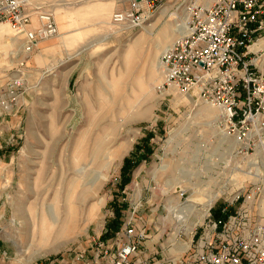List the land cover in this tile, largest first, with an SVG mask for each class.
<instances>
[{"label":"rangeland","instance_id":"obj_1","mask_svg":"<svg viewBox=\"0 0 264 264\" xmlns=\"http://www.w3.org/2000/svg\"><path fill=\"white\" fill-rule=\"evenodd\" d=\"M28 1L56 11L63 33L21 53L23 41L0 28V88L18 93L10 108L0 107V264H50L79 254L75 263L93 262L99 242L112 245L126 222L147 233L138 262L169 264L209 219L241 209L264 214V134L247 138L196 91H161L156 81L163 85L165 74L161 69L155 79L150 70L160 45L135 43L143 26L152 25L154 36L173 28V18L196 0H167L131 31L111 23L125 0L92 16L79 8L96 0ZM62 8L79 22L67 23ZM88 17L95 21H80ZM77 31L86 32L83 43L64 41ZM213 178L215 186H206ZM222 186L225 192L203 218H190L189 229L167 219L176 203L195 204V214L204 209L192 189L208 195ZM68 205L77 214L65 228ZM51 206L60 213L56 223Z\"/></svg>","mask_w":264,"mask_h":264},{"label":"built area","instance_id":"obj_2","mask_svg":"<svg viewBox=\"0 0 264 264\" xmlns=\"http://www.w3.org/2000/svg\"><path fill=\"white\" fill-rule=\"evenodd\" d=\"M125 8L111 15L113 25L138 27L167 0H125ZM36 14L38 23H33ZM6 22L21 35L25 51L60 31L50 10L28 0H0V24ZM264 39V0H214L192 8L188 31L162 54L163 88L180 93L197 91L202 100L221 106L228 123L246 133L264 130V48L252 49ZM12 85V84H11ZM16 85L18 82H16ZM13 86V85H12ZM18 93L0 88V107L10 108ZM146 230L126 222L109 242H99L93 262L84 264H143L138 262ZM78 259L83 258L79 254ZM60 257L50 264H77ZM169 264H264V214L241 209L209 219L182 256Z\"/></svg>","mask_w":264,"mask_h":264},{"label":"bare ground","instance_id":"obj_3","mask_svg":"<svg viewBox=\"0 0 264 264\" xmlns=\"http://www.w3.org/2000/svg\"><path fill=\"white\" fill-rule=\"evenodd\" d=\"M203 1L204 0H196V3L194 5L203 4ZM213 2H214V0H207L205 5L204 4L203 5L209 6ZM40 7H38V8H40ZM53 13L55 16L58 15V13L56 11ZM191 16H192V9L188 8V7H187V9L185 8L183 15H178L177 18H173L174 22H175V26L173 28L168 27V26H164L162 28L161 32H159V34L156 36H154L152 25H150V26L141 25V27L143 26L144 33H142V35L139 38L141 41H136L135 43L137 45H140V46L145 45V43H153V44L160 45V49L155 54L153 61L151 63V67H150V70L153 72L155 79H157V77L160 75L161 69H162L163 74H164V70H163V67L161 65V57H162L163 52L174 42L176 36L178 39L179 37H181L182 35L187 33L188 23L191 20ZM33 23L34 24L38 23V19L36 16H33ZM3 25H6L7 27H9L11 29V31L14 33V36H13V37H15V38H13L14 41H16V38L18 40L21 39L23 41V43L20 46L21 53H23L25 51V42H24L22 36L18 35L9 23H6V22L1 23L0 28ZM114 26H116V25H114ZM116 27L124 28V30H126V31H131L134 28L131 25H122V26H116ZM251 48L252 49L264 48V39H261L257 44H254ZM128 54L130 57L136 56V51H135V48L132 44L128 48ZM157 83H158V81H156V86L161 87L160 88L161 91H165V90H168L170 88L169 87L167 89H164L162 84L157 85ZM163 83H164V81H163ZM170 90H175V88L172 87ZM170 90L168 92H171ZM194 91H196V90H193L192 92H194ZM196 93H197V91H196ZM208 104H211V105L218 107L221 111L224 112V115L228 118L227 112L224 111V109L221 106L215 105L213 103H208ZM236 134L238 135V136H236L237 143H241V139H243L242 136L239 133H236ZM252 134L257 135L258 133L250 131L249 134L247 135V138L249 136H251ZM262 134H264V130L262 131ZM260 145L264 146V139H260ZM262 164L264 165V159L262 160ZM97 177L98 178L96 180H94L92 183L95 186H97L96 184L99 183V176H97ZM186 179L190 180V178H186ZM215 184H216V182H215V179L213 178V180H210L206 183V186L212 187L213 185L215 186ZM225 188H226V186H222L221 188H219L218 192H216V193L211 192L208 195H205L201 191H195V189L194 190L192 189V198L198 199V201H200L203 204L204 209L201 212L198 211V213L195 214V211H197V209H195L196 208L195 204L190 205V206H183L182 205V207H180L181 203H176L175 205H173L167 219L169 221H174L178 226H181L182 229H184V228L189 229L188 225H189L190 218L194 217L196 220L203 218L208 213V211L211 208V205L213 204L214 200L220 194L225 192ZM263 206H264V201H263ZM76 214H77V212L73 208V206H71V205L66 206V211L64 214L65 216L63 219V226H66L65 228H70L71 226L74 225ZM51 219L54 221V223L60 221L59 210L53 206H51ZM44 222H45V220L43 221L42 228H43V230H46V228H45L46 225ZM44 235H45V233H44Z\"/></svg>","mask_w":264,"mask_h":264},{"label":"crops","instance_id":"obj_4","mask_svg":"<svg viewBox=\"0 0 264 264\" xmlns=\"http://www.w3.org/2000/svg\"><path fill=\"white\" fill-rule=\"evenodd\" d=\"M115 2V0H96V1H92V2H88L82 6H80V10L87 12L90 16L94 15V10L95 9H99L101 8L103 5H107V6H113V3ZM63 13L66 14L67 16V23H69L70 25L73 23H77L79 22L78 20L75 19H70L69 18V13H68V9H63ZM94 18L88 17L86 19L80 20V21H95L93 20ZM63 33L60 32V34ZM59 34V35H60ZM68 44L70 45H77L79 43H83L84 39H86V32H74L72 34H69L66 37H63Z\"/></svg>","mask_w":264,"mask_h":264},{"label":"trees","instance_id":"obj_5","mask_svg":"<svg viewBox=\"0 0 264 264\" xmlns=\"http://www.w3.org/2000/svg\"><path fill=\"white\" fill-rule=\"evenodd\" d=\"M131 162H133V160H132L130 157H128V158L125 159V164H124V166H123V169H124L125 171L128 169V167L130 166ZM216 215L220 216V215H224V214H222V212L219 211V213L216 214ZM224 217H226V216H224Z\"/></svg>","mask_w":264,"mask_h":264}]
</instances>
